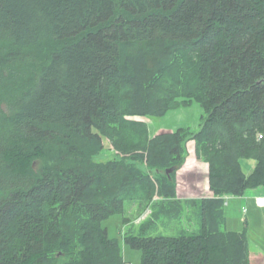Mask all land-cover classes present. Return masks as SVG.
<instances>
[{
  "label": "trees",
  "instance_id": "trees-1",
  "mask_svg": "<svg viewBox=\"0 0 264 264\" xmlns=\"http://www.w3.org/2000/svg\"><path fill=\"white\" fill-rule=\"evenodd\" d=\"M194 102L196 130L134 118ZM258 188L264 0H0V264H126L102 225L126 202L151 213L121 234L140 264H257L224 226ZM187 207L197 233L145 235Z\"/></svg>",
  "mask_w": 264,
  "mask_h": 264
},
{
  "label": "rangeland",
  "instance_id": "rangeland-1",
  "mask_svg": "<svg viewBox=\"0 0 264 264\" xmlns=\"http://www.w3.org/2000/svg\"><path fill=\"white\" fill-rule=\"evenodd\" d=\"M203 114L201 107L194 102L188 107L170 109L162 117L134 118L144 120L148 126L149 134L153 136L161 129L175 131L180 127L189 126L191 130H196ZM190 146L191 144L188 145L189 150H191ZM114 155V152L105 146L103 151L98 155V159L105 161L108 158H113ZM241 163L245 172L250 171L252 169L250 165L254 164L253 161L245 160H242ZM182 173L183 171L178 173L180 181L184 179ZM255 190H248L244 194L247 197L252 196L255 199V203L247 197H236V199L228 200L229 205L225 208L227 222L224 228L228 230H241L243 227H246L249 250L251 256H253L251 260L257 264H264V195L259 192L256 193ZM142 210L136 203L126 202L122 214H114L102 221V225L108 229L109 236L119 239L123 256L127 262L126 264H140V251L122 244L121 234L124 232L129 233L130 230L135 234L139 232V224L151 215L150 209H145L141 213ZM196 210L195 207H187L183 209L180 219H162L156 221L155 225L148 229L145 235L178 236L183 230L188 231V233H197L200 223ZM125 219H129V221H125ZM125 252L128 253V256Z\"/></svg>",
  "mask_w": 264,
  "mask_h": 264
},
{
  "label": "crops",
  "instance_id": "crops-1",
  "mask_svg": "<svg viewBox=\"0 0 264 264\" xmlns=\"http://www.w3.org/2000/svg\"><path fill=\"white\" fill-rule=\"evenodd\" d=\"M251 167H253V165H250ZM249 166V167H250ZM199 170H202V164H201V166H197V177L200 175L199 174ZM199 179H197V184L198 183H200V181H198ZM203 181H204V179H203ZM200 190L198 189V188H196V189H193L192 191H182V192H178V195H179V197L180 198H189V197H193V195H195V196H197V195H199V194H197L198 192H199ZM190 192V193H189ZM255 192L256 193H260V194H262V195H264V188H259V189H256L255 190ZM191 194H193V195H191ZM255 196H257V195H255ZM241 197H247L246 195H243V196H241ZM248 199H250L251 201H253L254 203H255V199H253L252 198V196H249V197H247ZM229 199H236V197H232V196H230V197H228L227 199H226V203H225V208L229 205V202H228V200ZM256 205V204H255ZM226 222H227V217H226ZM189 223H191V222H189ZM188 223V224H189ZM128 253H130L129 251H127ZM128 253H126L125 252V254L128 256ZM125 259V258H124Z\"/></svg>",
  "mask_w": 264,
  "mask_h": 264
},
{
  "label": "water",
  "instance_id": "water-1",
  "mask_svg": "<svg viewBox=\"0 0 264 264\" xmlns=\"http://www.w3.org/2000/svg\"><path fill=\"white\" fill-rule=\"evenodd\" d=\"M170 171H171V169H167V170H166V174H169Z\"/></svg>",
  "mask_w": 264,
  "mask_h": 264
},
{
  "label": "built area",
  "instance_id": "built-area-1",
  "mask_svg": "<svg viewBox=\"0 0 264 264\" xmlns=\"http://www.w3.org/2000/svg\"><path fill=\"white\" fill-rule=\"evenodd\" d=\"M261 135H259V137H260Z\"/></svg>",
  "mask_w": 264,
  "mask_h": 264
}]
</instances>
